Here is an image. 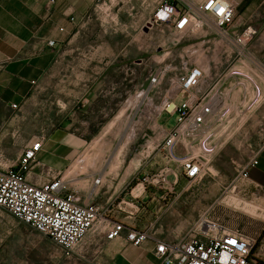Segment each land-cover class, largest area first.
I'll return each mask as SVG.
<instances>
[{"label": "rangeland", "instance_id": "obj_1", "mask_svg": "<svg viewBox=\"0 0 264 264\" xmlns=\"http://www.w3.org/2000/svg\"><path fill=\"white\" fill-rule=\"evenodd\" d=\"M228 1L235 7L234 28L241 31L251 27L255 31L250 48L264 44V0ZM152 14V6L144 5L134 14L137 26L135 30L131 29V36H125L126 32L120 33L119 43L115 42L113 48L106 46V49L114 50L117 69L113 77L115 83L119 81L115 85L114 97L112 92L109 95L111 105L103 111L101 101L100 108L89 107L85 112L82 110L86 108L77 102V98L63 105L65 91L59 84L64 82V57L60 56L55 75L44 81L24 108L9 113L10 116H18L20 135L11 146L9 157L18 151L24 137L33 135L39 139L42 134L70 119H74L71 129L90 119V134L86 135L80 127L78 132L92 139L90 146L98 149V166H109L108 170L114 172L124 163L129 164L131 159H134V164L149 160L153 164L147 174L154 173L162 164L161 156L156 155L153 149L155 141L161 136V130L166 133L176 123V116L164 108L170 104L171 110V104H178L184 96L177 87V76L197 65L206 73L205 84L211 83L209 88L212 87L215 83L212 80L218 72L225 71L222 52L227 48L209 31L180 36L168 25H150L147 21ZM119 20L127 23L133 20V16L121 10ZM94 28L99 29L97 26ZM118 50L120 55L116 58ZM234 65L238 66V63ZM239 68L245 72L248 70V66ZM251 72L254 80H262L263 76L255 69ZM153 78L155 81L152 82ZM218 86L230 112L227 118L212 126L217 149L207 164L206 174L200 181L192 183L181 178L169 190L145 184L148 194L140 206L137 205L140 210L136 223L148 227L161 238L175 240L209 208L222 226L254 239L255 248L264 257V182L236 179L240 166L264 143V138L258 135V131L264 129V117L259 116L258 123L256 117L246 122L247 109L244 106L252 99L247 79L228 77ZM258 105L251 107L250 112L254 115H258V111H254ZM105 113L107 117L103 116ZM11 131L8 128L7 132ZM3 160L12 163V158ZM140 180L142 177L135 182ZM1 262L52 264L70 261L47 236L0 207Z\"/></svg>", "mask_w": 264, "mask_h": 264}, {"label": "crops", "instance_id": "obj_2", "mask_svg": "<svg viewBox=\"0 0 264 264\" xmlns=\"http://www.w3.org/2000/svg\"><path fill=\"white\" fill-rule=\"evenodd\" d=\"M94 3L95 0H0V163L3 166L13 164L23 149L37 138L33 135L24 137L18 151L13 157H9L11 146L20 137L19 118L17 115L10 116L9 113L24 108L44 81L55 75L60 56L64 57V82L59 84L65 91L63 105L72 102L74 98L86 108L83 112L89 107L100 108L101 101L103 111L111 105L109 95L112 92L114 97L115 85L119 81L115 83L113 77L117 69L114 50L106 49V46L113 48L115 42L119 43L120 33L126 32L125 36H131V29L135 30L137 26L134 14L144 5L141 0H114L111 18L104 19L93 10ZM121 10L132 15L133 20L121 23ZM95 26L99 29L95 30ZM263 47V43L254 49L249 46L257 56L264 55ZM119 55L120 50L116 58ZM212 81L214 83L215 78ZM209 85L204 81L195 90V94L207 91ZM244 108L247 109L246 122L256 117L258 123V117H264V98L254 108L258 115L250 112L251 108H247V103ZM103 116L107 117V114ZM73 121L74 119H70L40 136L42 146L37 154L38 164L34 166L28 179L40 182L49 175L48 169L52 174L59 173L69 182V189L81 203L100 205L109 210V220H120L126 226L142 228L136 223V217L140 210L138 206L147 197L148 191L141 180L135 181L143 178L153 163L145 160L134 164V159H131L129 164L124 163L114 172L108 170L109 166H98V149L90 146L92 139H87L83 133L78 132L80 127L82 132L89 135L88 127L92 120L81 121L79 127L71 129ZM8 128H11V133L7 132ZM164 134L165 131L161 130L159 138ZM258 135L264 138V129L258 131ZM4 158H12V163H7ZM97 178L100 181L95 184ZM248 178L253 182H264V143L258 149V164L250 170ZM139 186L142 188L135 194ZM153 234L164 239L156 232ZM154 246L152 240L134 246L124 237L103 243L88 237L78 252L79 255L67 257L62 252L63 257L70 262L51 263L158 264Z\"/></svg>", "mask_w": 264, "mask_h": 264}, {"label": "built area", "instance_id": "obj_3", "mask_svg": "<svg viewBox=\"0 0 264 264\" xmlns=\"http://www.w3.org/2000/svg\"><path fill=\"white\" fill-rule=\"evenodd\" d=\"M141 3L152 6L153 14L147 21L150 25H168L180 36L209 31L227 48L222 52L225 71L218 72L214 85L207 91L195 94L206 77L200 66L194 65L176 78L179 91L184 93L183 100L171 104V110L170 104L164 108L176 116V123L155 141L153 148L161 156L162 164L141 180L153 188L169 190L181 178L188 183L200 181L208 170L207 164L217 149L212 126L227 118L230 112L219 93V82L228 77H243L248 80L252 94L247 108L262 102L264 55H254L249 48L255 34L251 27L241 31L234 28L235 7L228 0H141ZM113 7L114 0H95L93 10L109 19ZM236 63L242 69L248 66V70H240ZM254 69L263 76L262 80L251 77ZM41 146V139L32 141L13 164L0 163V207L47 236L65 256L79 255L88 237L96 238L98 243L124 237L134 246L152 240L158 264H264V257L255 248L256 241L222 226L209 208L179 238L160 239L148 227L137 228L126 226L120 220H109L107 208L81 203L59 173L52 174L48 169L49 175L43 180L30 181L28 175L38 164ZM257 164L258 150L240 166L236 179L248 178ZM99 181L97 178L95 184Z\"/></svg>", "mask_w": 264, "mask_h": 264}, {"label": "trees", "instance_id": "obj_4", "mask_svg": "<svg viewBox=\"0 0 264 264\" xmlns=\"http://www.w3.org/2000/svg\"><path fill=\"white\" fill-rule=\"evenodd\" d=\"M257 245V244H256Z\"/></svg>", "mask_w": 264, "mask_h": 264}]
</instances>
